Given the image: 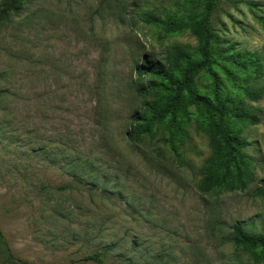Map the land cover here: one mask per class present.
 <instances>
[{"label":"rangeland","instance_id":"obj_1","mask_svg":"<svg viewBox=\"0 0 264 264\" xmlns=\"http://www.w3.org/2000/svg\"><path fill=\"white\" fill-rule=\"evenodd\" d=\"M188 11V0H29L0 19V229L17 259L0 264H97L82 259L97 250L114 264L250 263L229 233L234 221L264 233V199L253 195L264 178V69L248 82L257 100L219 68L195 77L259 116L241 124L244 186H201L211 149L194 106L174 147L159 124L126 138L133 112L156 97L135 90L144 57L198 46L163 24ZM209 27L264 63V0H214Z\"/></svg>","mask_w":264,"mask_h":264},{"label":"trees","instance_id":"obj_2","mask_svg":"<svg viewBox=\"0 0 264 264\" xmlns=\"http://www.w3.org/2000/svg\"><path fill=\"white\" fill-rule=\"evenodd\" d=\"M22 1L29 0H0V19L6 20L11 13L18 12ZM188 3L189 11L185 16H171L163 24L172 31L190 30L196 36L198 46L189 51L175 45L167 51L164 61L144 57L137 70L139 81L135 90L138 93L153 91L156 97L145 103L143 110L133 112L135 122L126 130V138L134 142L159 124L167 131L168 142L174 147V142H182L187 136L191 118L189 108L194 106L195 122L206 134L211 149L203 168L201 186L217 194L248 182L251 165L250 157L244 152L246 140L241 134V124L257 123L259 116L242 102L241 97H228L218 92L216 82L214 89L200 90L195 77L204 70L216 79L219 74L215 68H219L234 86L241 89L242 96L257 100L262 91L250 87L248 82L263 72L264 63L259 51L221 45L209 27L214 0H188ZM198 5L200 9H197ZM145 73L150 78L143 84L140 78ZM253 195L264 199V178ZM229 240L250 260V263L240 264L264 263V233L250 229L241 221H234ZM12 259L17 260L0 229V260L12 262ZM82 259L97 264H114L106 263L99 250L84 254Z\"/></svg>","mask_w":264,"mask_h":264}]
</instances>
